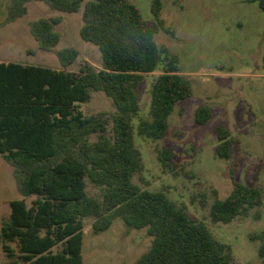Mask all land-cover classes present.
<instances>
[{
	"label": "trees",
	"instance_id": "obj_1",
	"mask_svg": "<svg viewBox=\"0 0 264 264\" xmlns=\"http://www.w3.org/2000/svg\"><path fill=\"white\" fill-rule=\"evenodd\" d=\"M33 1L65 13H77L83 5L80 36L99 48L102 68L84 63L78 72L67 70L79 56L75 47L55 52L59 70L0 62V155L12 166L23 196L10 202V216L0 227V246L10 264H83L86 218H93L95 234L109 230L116 219L146 229L151 247L135 264H233L231 246L185 207L134 182L144 170L135 134L163 139L176 105L193 95L190 80L178 73V58L156 42L160 30L171 33L160 17L162 0L151 2L156 23H149L131 0H11L0 29L24 17ZM259 5L264 11V0ZM61 21L56 16L30 23L40 50L57 46L61 36L55 27ZM163 54L169 60L152 84L150 117L140 118L139 86ZM99 91L113 101L111 120L80 110ZM211 119V107L199 106L196 122L206 125ZM215 132L216 155L230 159V130L219 125ZM161 160L169 167L171 151L164 149ZM87 180L102 190L101 198L88 195ZM32 196L36 199L29 204L26 198ZM263 200L260 187L233 178L230 194L211 204L210 217L214 223H230L260 208ZM254 238L264 264V232Z\"/></svg>",
	"mask_w": 264,
	"mask_h": 264
},
{
	"label": "rangeland",
	"instance_id": "obj_2",
	"mask_svg": "<svg viewBox=\"0 0 264 264\" xmlns=\"http://www.w3.org/2000/svg\"><path fill=\"white\" fill-rule=\"evenodd\" d=\"M10 1L0 0V20L5 18ZM131 1L149 23L157 22L151 12L152 0ZM259 1L162 0L160 17L171 33L160 30L156 42L169 56L178 58V73L190 80L193 95L176 105L163 139L135 134L144 170L134 182L144 190L164 192L185 207L217 240L231 246L233 264H262L260 242L254 237L264 232V200L260 208L230 223H214L210 217L211 204L216 197L224 199L230 194L233 178L260 187L264 193V11ZM27 7L24 17L0 29V62L59 70L62 66L55 52L75 47L79 56L67 70L78 72L84 63L96 70L102 68L99 48L80 36L83 5L77 13L60 12L38 1ZM56 16L62 17L55 27L60 41L53 51H42L30 32V23ZM168 60L163 54L158 68L144 74L139 86L140 118L150 117L152 84L165 73ZM204 104L211 107L212 119L200 125L195 114ZM80 110L87 117L105 114L110 120L116 113L112 99L101 91L92 92ZM134 124L137 128L139 118ZM219 125L228 128L234 138L230 159L216 155L215 129ZM164 149L172 153L169 167L161 160ZM86 190L90 196H102V190L89 180ZM17 199L23 196L13 168L0 155V227L10 216V202ZM34 199L26 198L29 204ZM92 222L93 218L84 220L83 264H135L151 247L146 229L130 228L116 219L109 230L95 234ZM10 261L0 246V264Z\"/></svg>",
	"mask_w": 264,
	"mask_h": 264
}]
</instances>
